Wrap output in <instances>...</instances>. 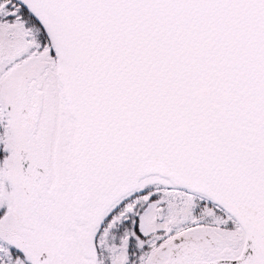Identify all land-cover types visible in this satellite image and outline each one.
<instances>
[{
	"label": "snow or ice",
	"instance_id": "1",
	"mask_svg": "<svg viewBox=\"0 0 264 264\" xmlns=\"http://www.w3.org/2000/svg\"><path fill=\"white\" fill-rule=\"evenodd\" d=\"M0 264H264V0H0Z\"/></svg>",
	"mask_w": 264,
	"mask_h": 264
}]
</instances>
